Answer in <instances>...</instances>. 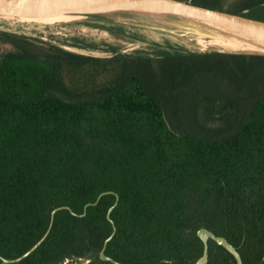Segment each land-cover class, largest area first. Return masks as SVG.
Masks as SVG:
<instances>
[{"label":"trees","instance_id":"1","mask_svg":"<svg viewBox=\"0 0 264 264\" xmlns=\"http://www.w3.org/2000/svg\"><path fill=\"white\" fill-rule=\"evenodd\" d=\"M181 1L264 22V0ZM112 51L0 30V264H111L114 194L119 263L193 264L205 228L264 264V56ZM206 264L236 263L209 241Z\"/></svg>","mask_w":264,"mask_h":264},{"label":"water","instance_id":"2","mask_svg":"<svg viewBox=\"0 0 264 264\" xmlns=\"http://www.w3.org/2000/svg\"><path fill=\"white\" fill-rule=\"evenodd\" d=\"M118 10V11H143L159 14L163 17L172 18L173 26H146L148 29L164 32L174 36L196 35L208 39H216L231 42L254 49L257 53L252 55L264 56V22L252 20L242 14L235 15L225 11L213 10L197 6L190 1L181 0H0L1 15H22V14H71L81 15ZM217 51H207L210 53ZM231 53V52H219ZM250 54V53H233ZM107 194H114L111 191L103 192L97 196L93 203L83 207L81 214H75L67 206L54 208L50 213L48 227L43 236L24 254L12 260L2 259L4 263L18 262L33 253L48 236L55 214L61 210H67L70 214L83 217L90 206L96 205L100 198ZM109 207L106 218L112 226V233L104 241L99 253L102 261L111 264H122L104 254L108 241L115 233V226L110 214L117 205L118 195ZM197 237L202 242L201 256L193 264H206L208 261V242L213 241L226 250L235 260L236 264H243L240 254L236 248L224 237L217 236L205 228L197 231Z\"/></svg>","mask_w":264,"mask_h":264},{"label":"rangeland","instance_id":"3","mask_svg":"<svg viewBox=\"0 0 264 264\" xmlns=\"http://www.w3.org/2000/svg\"><path fill=\"white\" fill-rule=\"evenodd\" d=\"M233 1L235 0H226L224 10H227ZM73 20L75 21L56 25H24L15 28L11 20L0 18V30L21 34L72 52L102 58L111 57L112 49L116 51V54L122 55H138L136 54L138 52L151 55L152 50L157 48L163 49L171 55L201 53L174 42V36L170 34L146 28L148 25H174L175 21L172 18L159 14L109 10L84 16L76 15ZM152 34L159 35L163 39L155 42L148 36ZM73 43L91 47L81 48L73 46ZM68 264L79 263L69 262Z\"/></svg>","mask_w":264,"mask_h":264},{"label":"bare ground","instance_id":"4","mask_svg":"<svg viewBox=\"0 0 264 264\" xmlns=\"http://www.w3.org/2000/svg\"><path fill=\"white\" fill-rule=\"evenodd\" d=\"M76 15L67 14H22V15H1L0 18L4 20H11L16 27H23L24 25L40 26V25H56L61 23L74 22ZM155 42L161 41L163 37L152 34L148 35ZM174 36V35H172ZM97 38V37H96ZM95 40V39H94ZM98 40V39H97ZM174 42L180 45L192 48L199 52L217 51V52H231V53H250L256 54L254 49L238 45L231 42H225L216 39H208L196 35L174 36Z\"/></svg>","mask_w":264,"mask_h":264},{"label":"flooded vegetation","instance_id":"5","mask_svg":"<svg viewBox=\"0 0 264 264\" xmlns=\"http://www.w3.org/2000/svg\"><path fill=\"white\" fill-rule=\"evenodd\" d=\"M64 264H67V261Z\"/></svg>","mask_w":264,"mask_h":264}]
</instances>
